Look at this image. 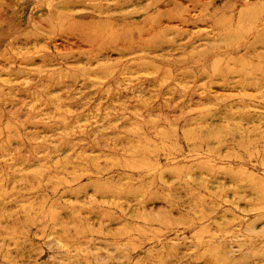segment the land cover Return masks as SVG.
Here are the masks:
<instances>
[{"label":"rangeland","instance_id":"obj_1","mask_svg":"<svg viewBox=\"0 0 264 264\" xmlns=\"http://www.w3.org/2000/svg\"><path fill=\"white\" fill-rule=\"evenodd\" d=\"M0 264H264V0H0Z\"/></svg>","mask_w":264,"mask_h":264}]
</instances>
